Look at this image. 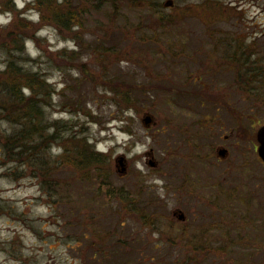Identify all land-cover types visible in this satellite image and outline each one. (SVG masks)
<instances>
[{
    "label": "rangeland",
    "instance_id": "374dc122",
    "mask_svg": "<svg viewBox=\"0 0 264 264\" xmlns=\"http://www.w3.org/2000/svg\"><path fill=\"white\" fill-rule=\"evenodd\" d=\"M86 1L64 28L2 0L0 106L45 86L54 163L5 158L0 116V264H264V0Z\"/></svg>",
    "mask_w": 264,
    "mask_h": 264
},
{
    "label": "trees",
    "instance_id": "16d2710c",
    "mask_svg": "<svg viewBox=\"0 0 264 264\" xmlns=\"http://www.w3.org/2000/svg\"><path fill=\"white\" fill-rule=\"evenodd\" d=\"M117 1L112 0L115 3ZM34 2L37 4L36 7L42 20L48 19V21L64 28H68L71 25H79L76 12L79 11L80 3H73V0H34ZM89 3L90 0L84 2L85 6H89ZM3 4L4 2L0 0V7H5ZM18 53H24V49L18 50ZM14 63L12 58H8L6 70L1 73L5 75L4 79L6 78L7 81L10 80V77L14 79L17 74L28 75L27 72H22V68L15 66ZM18 78L26 86L23 82L18 83L19 79L7 83L5 90L9 94L10 101L6 105L2 103L0 106V116H4L2 119L18 127L15 133L13 131L10 136H5L2 151L6 155L5 158L10 159L13 157V161H23L22 165L26 169L36 172L43 182L51 175L52 166L49 160L51 158L48 153H44V149H47L45 142L49 141L47 139L53 138V134L45 132L47 126H44L41 105L36 104L38 98L33 95V92L45 86L37 83V88L32 91L29 78ZM35 82H37V76H35ZM20 85L24 87H20ZM23 88L28 89L31 94L25 96L22 92ZM41 98L40 96L38 101H42ZM75 149L76 152L66 148L64 149V154L68 155L73 152L76 155L78 153L77 150L80 149L78 146H75ZM46 152L49 151L47 150ZM99 155L101 154L94 151L90 152L91 159H94V161H98ZM51 163H54V160L51 159Z\"/></svg>",
    "mask_w": 264,
    "mask_h": 264
},
{
    "label": "water",
    "instance_id": "95a60500",
    "mask_svg": "<svg viewBox=\"0 0 264 264\" xmlns=\"http://www.w3.org/2000/svg\"><path fill=\"white\" fill-rule=\"evenodd\" d=\"M143 122L145 125H149L151 123V116L150 115H146L143 118ZM256 140L258 142V156L260 157V159L262 160L263 164H264V125H262L257 133H256ZM218 155L220 157H224L225 156V151L221 150L219 151ZM125 158L123 156H120L118 159H116V163L117 166L119 165L121 168L120 170L118 169V172L120 173H124L125 172V164H124ZM149 164L151 166L154 165V163L152 161L149 162ZM180 218H183L182 215H180Z\"/></svg>",
    "mask_w": 264,
    "mask_h": 264
},
{
    "label": "flooded vegetation",
    "instance_id": "af4514ba",
    "mask_svg": "<svg viewBox=\"0 0 264 264\" xmlns=\"http://www.w3.org/2000/svg\"><path fill=\"white\" fill-rule=\"evenodd\" d=\"M221 150H224L225 151V155L228 154V149L227 148H221ZM221 150L219 149V150L216 151L217 156H218L219 151H221ZM179 211H181V210H179ZM172 215L176 218V220L178 222H181L182 223V222H185L186 221V216L184 215V213L182 211H181V213L174 211ZM180 215H182L183 218H180Z\"/></svg>",
    "mask_w": 264,
    "mask_h": 264
}]
</instances>
